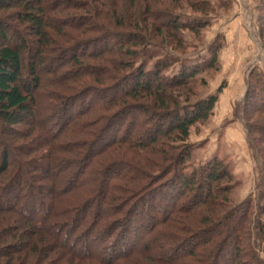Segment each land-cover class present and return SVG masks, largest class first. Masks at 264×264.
Masks as SVG:
<instances>
[{
	"label": "trees",
	"instance_id": "16d2710c",
	"mask_svg": "<svg viewBox=\"0 0 264 264\" xmlns=\"http://www.w3.org/2000/svg\"><path fill=\"white\" fill-rule=\"evenodd\" d=\"M121 1L0 0V264H264L252 250L264 245V73L249 71L238 106L261 161L252 213L249 201L228 205L224 161L185 172L191 130L225 88L203 92L224 37L197 62L151 51L135 67L136 47L184 51L183 35L199 39L215 4ZM157 200L158 219L148 212Z\"/></svg>",
	"mask_w": 264,
	"mask_h": 264
},
{
	"label": "rangeland",
	"instance_id": "374dc122",
	"mask_svg": "<svg viewBox=\"0 0 264 264\" xmlns=\"http://www.w3.org/2000/svg\"><path fill=\"white\" fill-rule=\"evenodd\" d=\"M122 1L121 3H123ZM208 1L215 4V11L208 15L210 26L201 32L199 39L191 38L187 34L183 35L185 50L178 53L171 51L170 48L161 50L154 46L136 47L133 49L138 55L135 67L146 62V55L151 51L156 54V58L162 57L165 53H170L182 62H197V60L207 56V49L217 35L224 37L225 43L219 57L220 70L216 74L205 73L204 77L208 85L203 92L204 95L214 93L222 82L225 83V88L219 94L213 115L209 121L205 124H199L191 130L188 141L191 146V154L185 165V172H191L192 169L198 168L213 157L219 158L224 161L225 166L233 174L228 205L234 207L249 201L251 203L250 211L255 213L256 207L260 203L257 197L261 187H259L261 161L248 146V135L238 106L241 104L244 95L249 71L253 69L256 72L264 73V52L262 42L258 39L257 24L255 23V19L260 16V13L256 10L255 0H230L227 11L220 9V3L224 0H220L219 3L216 0ZM47 2L48 5H58L60 0H47ZM115 2L116 0H108V6L113 5ZM179 11L181 15L188 16L190 19L199 18V15L192 14L189 8L184 7L183 10ZM0 15L6 18V15ZM61 16L64 17L65 15L61 14ZM262 20L264 23V11H262ZM11 24L16 25L17 23ZM27 38L31 39V37ZM222 51L223 59L221 60ZM152 64L153 61L149 62L147 68H151ZM178 68V64L174 65L167 74L176 72ZM120 76L122 77V75ZM56 90L57 88L52 89L50 86L45 88L46 93ZM92 97L94 98V96ZM96 99L99 103L101 97L98 96ZM235 107L238 110L236 111L237 117L234 114ZM51 125H54L51 127L53 131L58 128L57 122ZM21 144L23 143H18V145ZM261 147H264V145ZM160 201H153L154 209L148 211L157 219L162 211L158 207L161 204ZM169 204L168 201L162 203L163 206L165 205L166 211L172 208L173 204ZM58 223L63 224L64 222L60 220ZM66 229H69V227ZM253 246L254 249L252 250L264 262V245L258 243L255 245L253 242ZM104 253L107 255L109 252L104 251ZM112 253L118 254L120 251H112Z\"/></svg>",
	"mask_w": 264,
	"mask_h": 264
},
{
	"label": "crops",
	"instance_id": "0c3cea01",
	"mask_svg": "<svg viewBox=\"0 0 264 264\" xmlns=\"http://www.w3.org/2000/svg\"><path fill=\"white\" fill-rule=\"evenodd\" d=\"M223 59V51H222V53H221V60Z\"/></svg>",
	"mask_w": 264,
	"mask_h": 264
}]
</instances>
